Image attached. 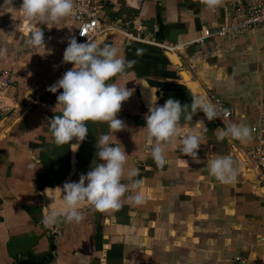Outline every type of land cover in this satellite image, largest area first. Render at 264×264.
Segmentation results:
<instances>
[{
    "label": "crops",
    "instance_id": "0c3cea01",
    "mask_svg": "<svg viewBox=\"0 0 264 264\" xmlns=\"http://www.w3.org/2000/svg\"><path fill=\"white\" fill-rule=\"evenodd\" d=\"M21 3L13 0L17 10ZM234 3L222 0L209 9L203 0H110L106 30L90 41L103 38L134 62L127 75L110 81L133 90L117 114L126 128L112 134L106 123L88 122L75 152V138L57 146L47 125L60 114L55 107L62 92L47 88L73 67L62 57L75 27L68 17L36 24L21 11L0 8V47L8 50L0 70L10 68L15 80L13 91L0 95V264H264V168L248 156L255 147L264 150V25L198 43L204 30L215 33L241 19ZM36 27L45 51L25 43ZM212 96L231 116L208 121L202 112L193 115L189 126L202 121L208 130L198 150L202 162L181 155L178 138L166 149L167 164L158 168L147 158L142 130L151 99L157 97L160 106L169 98L190 105L193 97L211 103ZM230 122L248 126L251 139L217 140L214 130ZM101 134L129 155L122 183L129 182V169L140 170L144 184L126 195L138 192L144 202L84 209L79 223L45 227L43 206L59 203L45 190L78 181L100 163ZM209 154L232 157L238 169L233 183L210 175Z\"/></svg>",
    "mask_w": 264,
    "mask_h": 264
},
{
    "label": "clouds",
    "instance_id": "9594fccd",
    "mask_svg": "<svg viewBox=\"0 0 264 264\" xmlns=\"http://www.w3.org/2000/svg\"><path fill=\"white\" fill-rule=\"evenodd\" d=\"M203 3L207 8L215 9L221 5L222 0H203ZM0 8L21 11L30 23L48 24L72 15L75 3L74 0H22L17 10L13 0H4ZM25 43L30 48L45 51L44 34L39 27L31 31ZM142 51L137 49V55L142 54ZM7 53L6 47H0V59L5 58ZM62 62L72 64L73 67L47 88L53 94L62 89L56 97L55 107L60 114L47 120L53 143L57 146L69 145L75 138L77 143L70 145V150L75 152L86 139L88 122L106 123L112 134L125 130L126 124L117 118V114L133 90L110 81L117 76L127 75V69L134 62L126 60L119 54L117 47L105 43L103 38L78 43L75 37L68 40ZM198 112H202L208 121L219 119L221 113L227 114L226 109H218L203 97H193L190 105H181L178 100L169 98L160 106L157 97L151 99L148 112L144 115L145 126L142 130L145 133L147 158L152 159L158 168L165 167L168 162L166 149L178 138L180 154L192 158L195 163L202 162L198 158V150L204 144L208 130L202 121L193 127L189 126L193 115ZM182 116L185 120L183 124ZM201 126L203 131L197 130ZM214 134L219 141L227 139L229 142L235 140L243 143L251 139L248 126L231 122L215 129ZM110 140L108 134L97 137L96 158L100 163H95L86 174H80L78 181H66L62 187L45 190V193L58 196L59 200L56 207L43 206L42 223L45 227L51 228L62 222L79 223L84 219V209L103 212L121 208L123 200L134 205L144 202L138 192L136 195H126L138 190L144 180L137 178L140 172L138 168H131L127 171L129 182L122 183L124 165L129 155L117 140L114 146ZM205 168L225 185L233 183L238 176V169L234 167L231 156L209 154Z\"/></svg>",
    "mask_w": 264,
    "mask_h": 264
},
{
    "label": "built area",
    "instance_id": "2783aa9c",
    "mask_svg": "<svg viewBox=\"0 0 264 264\" xmlns=\"http://www.w3.org/2000/svg\"><path fill=\"white\" fill-rule=\"evenodd\" d=\"M236 12L241 13V19L234 23L233 27H220L215 33L209 29L203 31V37L198 43L202 44L204 38L212 35L217 37H225L232 30L241 32L246 29H253L264 25V0H234ZM75 9L68 17L69 23L75 27V37L79 40L90 41L98 36L106 28H103L104 9L110 0H74ZM15 87V80L10 68L0 70V95L10 93ZM1 99V98H0ZM211 103L216 105L218 109H226L227 114L221 115L228 119L231 116L230 111L225 107L222 100L212 96ZM2 101L0 100V109ZM255 131V128H252ZM248 156L260 168H264V150L261 147H255L248 152Z\"/></svg>",
    "mask_w": 264,
    "mask_h": 264
},
{
    "label": "rangeland",
    "instance_id": "374dc122",
    "mask_svg": "<svg viewBox=\"0 0 264 264\" xmlns=\"http://www.w3.org/2000/svg\"><path fill=\"white\" fill-rule=\"evenodd\" d=\"M106 14H107V12L104 13L103 16L105 17V19H106V21H107V18H108L109 15H106ZM106 16H107V18H106Z\"/></svg>",
    "mask_w": 264,
    "mask_h": 264
},
{
    "label": "water",
    "instance_id": "95a60500",
    "mask_svg": "<svg viewBox=\"0 0 264 264\" xmlns=\"http://www.w3.org/2000/svg\"><path fill=\"white\" fill-rule=\"evenodd\" d=\"M78 43H85V41L84 40H79Z\"/></svg>",
    "mask_w": 264,
    "mask_h": 264
},
{
    "label": "bare ground",
    "instance_id": "6f19581e",
    "mask_svg": "<svg viewBox=\"0 0 264 264\" xmlns=\"http://www.w3.org/2000/svg\"><path fill=\"white\" fill-rule=\"evenodd\" d=\"M173 60V59H172ZM175 61V60H174ZM176 62V61H175Z\"/></svg>",
    "mask_w": 264,
    "mask_h": 264
}]
</instances>
